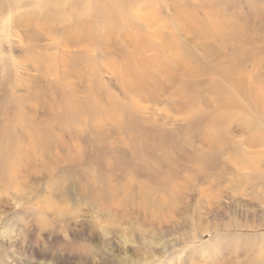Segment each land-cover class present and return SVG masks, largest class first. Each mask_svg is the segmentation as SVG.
I'll return each instance as SVG.
<instances>
[{
  "label": "rangeland",
  "instance_id": "374dc122",
  "mask_svg": "<svg viewBox=\"0 0 264 264\" xmlns=\"http://www.w3.org/2000/svg\"><path fill=\"white\" fill-rule=\"evenodd\" d=\"M124 1L0 0V264H264V0Z\"/></svg>",
  "mask_w": 264,
  "mask_h": 264
},
{
  "label": "bare ground",
  "instance_id": "6f19581e",
  "mask_svg": "<svg viewBox=\"0 0 264 264\" xmlns=\"http://www.w3.org/2000/svg\"><path fill=\"white\" fill-rule=\"evenodd\" d=\"M125 1H126V0H125ZM125 1H124V2H125ZM109 2H110V1H109ZM114 2H115V1H114ZM131 2H132V0H131ZM111 3H112V5H114L113 2H111ZM111 3H110V4H111ZM125 3H126V2H125ZM125 3H124V4H125ZM128 3H129V2H128ZM135 3H136V2H135ZM124 4H123V5H124ZM126 4H127V3H126ZM126 4H125V5H126ZM129 4H130V3H129ZM106 5H107V4H106ZM125 5H124V6H125ZM127 5H128V4H127ZM133 5H134V4H133ZM129 6H130V5H128V7H129ZM135 6H136V5H134L132 8H134ZM122 7H123V6H122ZM136 7H137V6H136ZM113 8L116 9V6L113 7ZM117 8H118V7H117ZM125 8H127V7H125ZM120 9H121V7H120ZM127 9L129 10V8H127ZM135 9H137V8H135ZM121 10H122V9H121ZM128 10H127V11H128ZM133 10H134V9H133ZM123 11H125L124 8H123ZM123 11H122V12H123ZM131 11H132V10H131ZM135 11H136V10H135ZM137 11H138V10H137ZM137 11H136V12H137ZM117 12H118V14H119V11H117ZM125 12H126V11H125ZM125 12H124V13H125ZM128 12H129V11H128ZM110 13H111V12H110ZM126 13H127V12H126ZM131 13H132V12H131ZM132 14H133V13H132ZM132 14H131V15H132ZM136 14H137V13H136ZM114 16H116V15H114ZM117 17H118V16H117ZM132 17H134V16H131V18H132ZM133 19H134V18H133ZM134 20H135V19H134ZM124 21H125V20H124ZM132 21H133V20H132ZM125 22H126V21H125ZM124 24H125V23H123V26H122V27H124ZM128 24H129V23H128ZM128 24H126V25H128ZM118 27L120 28V24L118 25ZM122 27H121V29H122ZM126 27H127V26H126ZM129 27H130V26H129ZM134 27H135V26H134ZM135 28H136V27H135ZM133 29H134V28H133ZM123 30H124V29H123ZM123 30H119V31H123ZM134 30H135V29H134ZM134 30H133V31H134ZM128 32H129V31H128ZM118 33H119V32H118ZM120 33H124V32H120ZM120 33H119V34H120ZM125 33H126V32H125ZM131 34H132V32H131ZM135 34H136V33H135ZM128 35H130V34H128ZM136 35H137V34H136ZM132 36H133V35H132ZM130 37H131V36H130ZM134 37H136V36H134ZM134 40H135V39H134ZM128 42H129V41H128ZM216 49H217V48H216ZM68 51H69V50H68ZM219 51H220V50H219ZM216 52H217V51H216ZM225 68H226V67H225ZM229 71H230V70H229ZM229 71H228V72H229ZM226 73H227V72H226Z\"/></svg>",
  "mask_w": 264,
  "mask_h": 264
}]
</instances>
